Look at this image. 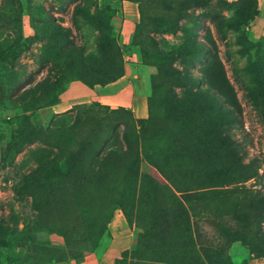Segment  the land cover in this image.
<instances>
[{
	"label": "rangeland",
	"instance_id": "obj_1",
	"mask_svg": "<svg viewBox=\"0 0 264 264\" xmlns=\"http://www.w3.org/2000/svg\"><path fill=\"white\" fill-rule=\"evenodd\" d=\"M0 53V264H264V0H0Z\"/></svg>",
	"mask_w": 264,
	"mask_h": 264
},
{
	"label": "crops",
	"instance_id": "obj_2",
	"mask_svg": "<svg viewBox=\"0 0 264 264\" xmlns=\"http://www.w3.org/2000/svg\"><path fill=\"white\" fill-rule=\"evenodd\" d=\"M132 238L133 232L115 235L107 242L102 258L93 260L94 257L89 255L79 264H115L117 258H119L123 252L130 249Z\"/></svg>",
	"mask_w": 264,
	"mask_h": 264
},
{
	"label": "trees",
	"instance_id": "obj_3",
	"mask_svg": "<svg viewBox=\"0 0 264 264\" xmlns=\"http://www.w3.org/2000/svg\"><path fill=\"white\" fill-rule=\"evenodd\" d=\"M157 25H162V24H160V23H156ZM164 26L162 27V29L163 30H171L172 29V27L170 26V25H172V24H166V23H164L163 24ZM6 56V54H4V53H0V57L1 58H4ZM178 70H176V69H174L173 68V70H172V77L174 76L175 78H176V72H177ZM177 84V83H176ZM149 120H151V119H148V118H140L139 119V121L138 122H140V126L141 127H144V123H146V122H148ZM13 146L14 147H16L17 146V143H13ZM152 165L154 166V167H156V168H159L160 170H161V172L162 173H164L165 171L162 169L163 167H162V165H161V163L160 162H152ZM39 171H40V169H39ZM55 172H57V173H55ZM57 174H61V171H59V170H57V171H54V172H50V171H47L46 173H45V175H44V178L45 179H51V178H53V177H55V175H57ZM173 184H174V182H173ZM175 190L176 191H178V192H184V190H180V189H177V188H175ZM237 218L239 219V220H241V221H245L246 220V217L245 216H237ZM227 235H228V237L231 239V240H244L243 239V237L241 236V235H238V234H236V233H231V232H228L227 233ZM255 253H257V251H255ZM258 254V253H257ZM117 262V261H116Z\"/></svg>",
	"mask_w": 264,
	"mask_h": 264
}]
</instances>
